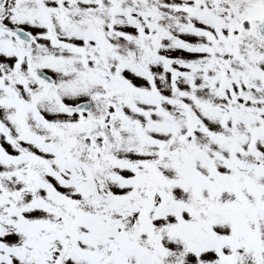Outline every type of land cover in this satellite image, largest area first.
<instances>
[{"label":"snow or ice","instance_id":"snow-or-ice-1","mask_svg":"<svg viewBox=\"0 0 264 264\" xmlns=\"http://www.w3.org/2000/svg\"><path fill=\"white\" fill-rule=\"evenodd\" d=\"M0 264H264V0H0Z\"/></svg>","mask_w":264,"mask_h":264}]
</instances>
